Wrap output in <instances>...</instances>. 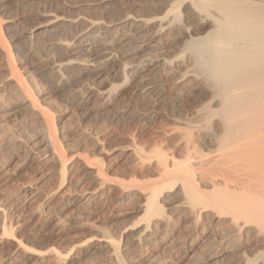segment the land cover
<instances>
[{
    "label": "bare ground",
    "instance_id": "1",
    "mask_svg": "<svg viewBox=\"0 0 264 264\" xmlns=\"http://www.w3.org/2000/svg\"><path fill=\"white\" fill-rule=\"evenodd\" d=\"M86 2H45L22 36L12 22L4 21L3 29L0 24V118H24L38 140L25 146L28 161L33 163L37 148L45 159L43 166L36 163L37 179L46 183L47 175L56 183L50 196L34 189V195L52 208L53 215L45 217L38 210L34 216L49 226L46 233L59 240L61 216H90L92 208L119 206L130 195L108 179L118 156L102 144L103 138L89 136L85 139L90 146L85 141L83 145L90 149H73L71 129L58 128L53 112L43 104L46 100L35 98L37 75H50L56 90L70 85L72 77L90 76L99 86L109 83L104 92L87 87L107 104L118 96L119 87L134 82L142 98L154 99L152 106H173L194 96L198 100L172 115L178 128L164 133L178 129L173 150L153 139L144 145L132 141L124 155L140 166L147 163L156 178L136 192L144 198L136 208L141 222L116 243L110 232H102L94 240L70 243L61 252L48 246L38 254L40 261L157 264L161 249L167 257L196 262L197 249L217 243L223 262L264 264V0H98L95 6ZM94 7L93 14H86ZM19 39L25 44L42 39V53L24 46L21 51L19 42L14 43ZM19 63L30 66L22 70ZM114 80L119 83L111 84ZM156 110L143 116L155 118ZM14 140L10 144L19 147ZM206 155L210 159L205 161ZM89 157L96 167L87 162ZM250 167L259 172L253 179L248 176ZM5 223L0 206L3 229ZM9 233L3 237L9 247L24 252L23 240Z\"/></svg>",
    "mask_w": 264,
    "mask_h": 264
},
{
    "label": "rangeland",
    "instance_id": "2",
    "mask_svg": "<svg viewBox=\"0 0 264 264\" xmlns=\"http://www.w3.org/2000/svg\"><path fill=\"white\" fill-rule=\"evenodd\" d=\"M49 1L51 0H0V15L3 16V21L1 20L0 23L1 29H3V27L5 26V22H12V24H14L17 28L18 35L22 36L29 30L31 19H33L37 15V13H40L42 10V6L45 4V2L47 3ZM64 1L82 5L87 0ZM97 2L98 0H88L85 4H93L95 6ZM94 12L95 7L92 10H89L86 14L91 15ZM14 43H18V48L22 49L21 51L23 52L24 47H26L25 49L34 50L37 53H42L44 48L42 39L35 42L32 41L27 44H25V41L23 39H19V41H16ZM17 58L16 62H19V59ZM19 65L22 67V70L28 69V67L30 66L26 65V63H19L18 66ZM71 79L73 80L71 81L70 85L63 86L60 89L56 90L52 85L54 84V81L50 75L39 74L35 77L36 82H33L35 86L33 85L34 88L32 87V90L34 89L33 92L35 91L34 95H36V97H34L40 102H44L46 100L44 103H42L48 106L46 107L49 108V111L51 110L50 112H53L54 121L55 124L58 125V128L64 125L66 128L71 129V138L73 139H71V143L72 146L75 145L73 149H76V146H78L76 151L82 152L83 150H85V144H87V146H90L89 142H87L88 140L85 139L87 137L89 138V136L92 138H100L99 140L103 138L102 144L104 143L103 145L106 148L113 150V156H118V158L112 162L113 164L111 163V167H109L108 179L113 183L123 186V188L125 189L123 190L130 195V198L124 204H121L119 206L115 205L114 207L109 206V208H92L90 216L85 215L75 217L71 214L61 216L60 218L63 219H61L60 226L62 236L59 238V240H56L54 236L46 233V229H48L49 226L43 223L42 218H39V221L35 220L38 217L37 215L40 213L39 211L41 210H43L44 215H47L45 217L53 215L51 206L46 205L40 198L34 195L35 190L41 189V191L43 190L45 196H50L54 193L56 187V183L51 181L50 179L48 180L47 175L45 177L46 181L44 180L46 183H43L41 181L39 182V180L37 179V167L39 165L43 166V162H45L43 153H41L40 151L38 152V150L36 151L37 148H34L33 155L35 154V159L33 163L35 162V164L32 165L33 163L31 164V162L28 161L27 153L29 151V148H26L25 146L27 144H31L32 142H37V137L34 133L32 134V132L27 129L28 127L27 125L25 126L26 123H24V118L20 116H13V118L11 117L9 118V120L0 118V206L2 207V209H4L5 222L8 224L7 225L5 223L4 229L0 226V264H43L40 261L38 254L44 253L49 247L56 248V250L59 249L58 251L61 252L64 251L70 243L88 242L94 240L98 236H100L102 232H110L113 237L112 242L116 243L118 241H121L123 234L127 230L136 227L142 219V214L136 212V208L138 207V205L144 203V198L136 192L141 190L144 191L143 188H146L148 186V181H150V184L156 181V178L152 177L153 175L151 174V170L147 163L141 164L140 166L138 165L139 163L137 164L131 160H127L124 155L130 152V148H132L131 144H133L134 141L137 144L144 145L147 140L152 139L157 142L160 141V143L163 144L162 147L165 150H173L174 144L176 142L175 138L177 137L178 127L176 126V121L174 119L172 120V118L174 117L172 115L178 114L179 109L182 108L184 110L187 108V106L189 107L191 104L195 103L198 100L197 96L183 98L179 100V102L181 101L179 103L180 106L179 104H177L178 101L175 102V104L173 103L175 109L173 108L172 104H167L168 102H165L166 105L165 103H155L154 106H152L154 103V101L152 100L154 99L142 98V95H140L141 89L134 82L126 87H119L117 89L118 96L115 98V100L112 101L113 103L111 102L107 104L103 101V99H100L88 93L87 87H93L97 91L104 92L110 87L109 83H104L100 86L97 84H93L91 80L92 78L90 76H84L80 78L72 77ZM111 82V84L119 83L117 80ZM78 94L81 96H79ZM135 96H137V98H135ZM135 99H137V101H135ZM127 107L130 108L127 109ZM154 109L160 111L158 112L156 110L157 116L155 118H150V120L143 116V114L145 115ZM174 127H177L174 134L164 133L165 129H174ZM12 139H15L14 141L19 143L20 148L18 146H12L10 144V141ZM34 139L36 141H34ZM23 141L26 143H24ZM83 143L85 144L83 145ZM22 148L25 149V151ZM87 149H90V147H87ZM99 153L98 156L105 157L104 153ZM36 154L39 155L37 156ZM207 156L208 155L203 156L202 158L206 161L210 159V157ZM87 162H89L91 166L96 167L95 165H93L95 163V159L89 157L87 159ZM36 163H39V165ZM44 168L47 173L50 172L49 166ZM249 169L250 170H248V173L250 172V174H248V176L250 177V175H252V179L259 174L257 169L254 170L255 168L252 169L251 167ZM254 173L256 174L255 176ZM41 184L42 186H40ZM27 190L31 191V193ZM45 217L43 218L45 219ZM45 225L47 226L46 228ZM9 227L13 230L12 231L10 229L9 231L13 233V235L16 237L15 239L23 240L21 242L26 249L24 252L27 253H24L20 248L19 250L16 249L18 252L15 253L16 250L13 251L14 249L10 248L6 243L7 240H5L3 237H7V235L10 234L7 230L9 229ZM211 244L212 243H207L203 247L196 250V262H185L184 259H181L177 255L172 254H170L171 256L168 255L169 257H167L165 256V254H162V251L160 249L156 255L157 258L160 257L161 260L158 258L157 264H159V260L161 262L160 264H228L225 259H223V262L222 257L217 254L221 249L218 244ZM9 253H12L10 254V257ZM149 255H151L150 252ZM162 257L164 259H162ZM95 260L96 261L91 260V262L89 260L87 263L82 262L80 264H104V262H101L100 259ZM219 260L221 263L219 262ZM216 261H218L219 263Z\"/></svg>",
    "mask_w": 264,
    "mask_h": 264
}]
</instances>
